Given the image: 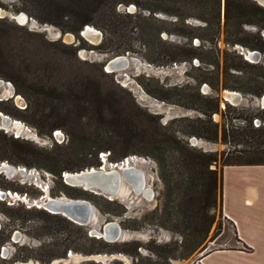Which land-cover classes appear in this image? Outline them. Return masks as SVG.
I'll return each instance as SVG.
<instances>
[{"label": "rangeland", "instance_id": "rangeland-1", "mask_svg": "<svg viewBox=\"0 0 264 264\" xmlns=\"http://www.w3.org/2000/svg\"><path fill=\"white\" fill-rule=\"evenodd\" d=\"M40 1H55L59 6L69 3V0H0V17H7L19 25L10 26L8 43L9 48H16L12 51L13 60L21 75L11 67L7 69L11 70L12 77L23 90L36 93L34 97L21 94L11 81L0 78L5 82L0 84V111L25 125V129L20 130L17 127L6 128L0 123V130L24 141L26 153L22 158L31 165H15L6 160L4 162L13 166H25L26 175L17 173L9 177L0 173V264H51L57 260L55 264H202L203 256L215 249L241 246L234 222L222 211L220 185L216 207L205 213L207 230H204L201 215L192 214L196 208L188 199L193 188L186 180L189 176L187 170L178 171V177L185 182H180L169 196L160 178L157 161L147 155L153 134L174 133L177 141L168 143V149L174 148L175 154V149H181L183 145L191 148L189 154H211L216 158L214 166L218 169L220 184L226 161L236 156L246 159L247 153L257 146L264 149V138L251 132L254 128L264 127V105L261 102L264 94L254 96L248 92L246 83L253 72L262 75L260 65L263 61L256 62L253 57L244 55L259 50L225 42V0H222L219 39L212 42L194 38V46L204 45L200 49L203 61L195 58L191 62L157 65L149 63L139 53H130L142 64L131 61L127 68L107 75L102 73L100 64L106 71L105 64L113 55L100 49L82 48L76 58L69 47L62 45V42L69 45L73 41L68 35L74 33L65 31L69 29L68 17L49 14L38 4ZM131 6H121L120 9L135 12L137 7L131 9ZM22 15L25 16L24 21L19 19ZM158 16L167 17L164 14ZM187 21L203 24L198 19ZM259 31L254 24H245L238 38L246 44L252 43ZM260 33L264 37V29ZM200 34L207 37L201 30ZM162 35L169 41H188L176 34ZM134 45L141 50L139 39ZM227 54L228 62L243 66L244 73L233 69L224 77ZM214 55L219 58L218 70H214L209 62L215 60ZM237 55H242L247 63H241ZM218 76L216 86L219 89L216 91L209 81L216 84ZM205 78L209 81L198 87V81ZM225 90L240 93V101H225ZM198 91L210 98L198 97ZM216 101L219 106L217 112L211 116L203 113V108H210ZM30 103L32 109L27 108ZM100 107L104 114L99 113ZM35 112L39 116L41 112L51 115L50 122H56L60 127L52 135L48 134L50 124L40 120L34 123ZM166 123L171 126L170 130L161 129L160 124ZM123 135L130 137L120 138L118 145L133 152L125 161L130 159L133 166L138 165L136 167L145 176V187L151 190L152 195L137 194L131 185L124 182L114 200L127 212L123 216H113L102 211L107 208L116 210L104 201L103 198L108 197L101 194L92 197L88 194L95 193L67 185L64 178L52 170L72 166H84L83 169L95 167L85 166L96 161L94 151L114 143L118 136ZM241 150L242 153L239 152ZM109 152L98 153V159L106 167L111 164ZM70 195L87 199L95 206L89 224L76 223L43 206L45 196L74 198ZM123 220H126V227L121 225ZM110 221L118 222L123 232L114 242L102 237L110 244L105 246L96 240H100L98 231H102L104 224ZM200 227L202 232L198 230ZM85 234L96 240L85 238ZM112 247L123 252H96ZM136 248L140 256L135 257ZM89 249L95 252L89 253ZM92 255L107 257L87 258Z\"/></svg>", "mask_w": 264, "mask_h": 264}, {"label": "trees", "instance_id": "trees-1", "mask_svg": "<svg viewBox=\"0 0 264 264\" xmlns=\"http://www.w3.org/2000/svg\"><path fill=\"white\" fill-rule=\"evenodd\" d=\"M40 2L38 4L43 6L49 14L56 15L60 18L68 17L69 29L65 31L73 32L76 35L77 44L71 43L67 45L62 42V45L69 47L76 58L78 57L77 54L80 49L88 48L100 49L102 52L110 53L113 56L126 53H139L149 63L157 65H171L184 61L191 62L195 58H201L200 49L204 46L203 44L194 46V38H201L202 40L208 39V41L211 40L213 42L215 38L219 39L222 29V0H69V3L60 6L56 4L55 1ZM133 4L137 7L135 12L127 10L122 11L120 9L121 6L129 7ZM158 14H164L167 17L162 18L158 16ZM191 18L198 19L203 22V24L196 25L188 22L187 20ZM46 21L52 22V20ZM245 24H254L260 30L254 35L252 43L246 44L241 38H238ZM11 25L19 27V25L9 20V18L0 17V78L11 81L17 92L34 97L36 93H33L31 90H23L16 78L12 77L11 70L7 69L11 67L16 73L21 75L19 73V66L15 67L13 60L14 54L12 51L16 50V48H9L8 39L11 38ZM86 25L96 26L102 31L103 39L99 45L95 46L89 44L87 40L82 37L81 31ZM223 28L225 42L227 44H242L252 49L259 50V52L264 55V37L260 33L261 30L264 29V6L259 4L256 0H225ZM200 30L207 36L206 38L201 36ZM163 33L180 35L186 37L188 41H169V38L163 37ZM138 39L141 41V50H137L134 45V42ZM143 49L145 52H142ZM227 56L228 54L226 55L224 63V77L233 69L244 73L243 66L230 64ZM237 56L240 58L241 63H247L242 55ZM213 58L215 60L212 59L209 62L215 68L214 70H218L219 58L215 55ZM100 67L102 73L106 75L110 73L104 70L103 64H100ZM252 67L254 68L255 66ZM260 69L263 71L261 76L253 72L246 81L248 92L257 97H261L264 94V64L260 65ZM215 72L217 71H213L212 73ZM208 81L207 78L200 79L198 81V87H200L203 82ZM216 81V84H211L210 81L209 83L213 89L217 91L219 88L216 85H218L219 76ZM224 84L225 87H228L226 82H224ZM234 88L241 90L239 87ZM198 97L210 98L209 96H203L199 91ZM218 107V102L216 101L210 108H203V113H207L211 116V113L218 111ZM27 108L32 109V103H30ZM99 113L104 114V109L100 107ZM34 120V123H38L37 121L40 120L45 122V124L46 122L50 124L48 132L50 135H52L56 128L60 127L58 123L50 122L52 121V116L47 113L41 112V116H39L38 112H35ZM160 127L164 130H170L171 128L168 123L165 125L160 124ZM251 132L254 135L257 134L262 139L264 138V127L260 126L254 128ZM215 134L217 135V131H215ZM112 137L114 138V136ZM118 137L119 138L116 137L117 139L114 143L108 146L98 147L94 151L96 161L85 166H101L102 162L98 159V153L102 151H110L109 160L113 163L122 162L126 157L132 154L133 152L129 149L118 145L119 142H121L120 138H128L130 136L123 135ZM171 141L174 143L177 141L174 133L168 135L167 132H158L156 135L153 134L152 139L149 141V147L151 149L150 152H148L149 154L147 152L134 153H147V155L153 157L157 161L160 167V178L163 182L165 192L169 194V196L179 187L178 185L180 182H185L183 178L178 177V171H180V169L187 170L189 176H187L186 180L191 183L190 187L193 188L188 199H190L194 204V208H196L195 212L194 209L192 210V214L195 216L201 215L202 227L204 225V230H207V227L205 228V213H207L210 208L216 207L219 185L221 188L223 185L222 177L219 184L218 169L214 166L216 164V158L211 154L201 152L189 154L188 152H191V148L183 145L181 149H175V154H173L174 148L168 149V143ZM262 145H264V139L262 140ZM239 152L242 153V150ZM25 153L24 141H21L20 138H15L13 135H8V132H5L3 129L0 130V161L7 160L15 165L31 166L22 158ZM246 157V159H243L242 156H236L233 160L226 161L224 165L264 164V149L261 146L254 147L247 153ZM83 168L84 166L79 168L72 166L71 168L52 170V172L61 176L63 179L62 175L64 172H67L66 170L70 169L77 172L76 170L80 171ZM88 195L97 197L95 196L96 194L92 193ZM70 196L80 198V196ZM103 199L109 207H116V210L111 208L102 210L103 213L112 214L113 216H123L126 214V208L116 200ZM69 223L73 225L71 221H69ZM121 225L126 227V220L121 221ZM198 230L202 232L203 228L200 227ZM236 234L238 235L237 228ZM85 236V238L89 240H96L90 238L87 234H85ZM99 239L100 240L96 241L100 244L105 246L110 245L109 242L103 240L102 237ZM89 250V253L95 252L93 249ZM103 251L123 252V250L113 247L109 248V250L100 249L96 252ZM134 255L135 257L140 256L139 252H137V248Z\"/></svg>", "mask_w": 264, "mask_h": 264}, {"label": "water", "instance_id": "water-1", "mask_svg": "<svg viewBox=\"0 0 264 264\" xmlns=\"http://www.w3.org/2000/svg\"><path fill=\"white\" fill-rule=\"evenodd\" d=\"M261 5L264 6V3L261 0H256ZM135 8L134 5L131 6V9ZM25 16L22 15L19 17L21 21H24ZM89 26L86 25L84 29L81 31L82 37H84L87 41H90L92 44L101 43L103 39V33L98 30V35L92 36L89 34H85L84 32L89 33L91 30ZM93 27V26H92ZM94 29V28H93ZM71 36V37H70ZM89 36V37H88ZM69 40H73L71 43H77V38L74 34L69 35ZM248 56L253 57L256 62L263 61L264 56L259 51L248 52ZM247 56V54L244 53ZM131 61L135 62L138 65H141L142 62L139 58L132 57L130 53L116 55L109 58L105 64L106 71L110 73L117 72L118 70H123L127 68ZM4 80L0 79V84L2 85ZM11 90L14 89L11 83H7ZM234 92L231 90H225L223 93V97L225 101H233L238 103L241 99V94L238 93L239 98H234ZM261 102H264V95L262 96ZM264 105V104H263ZM13 119L9 115H4L3 112L0 111V123L6 127L15 128V124L17 121ZM20 122V121H19ZM23 129V128H22ZM20 129V130H22ZM115 164V165H114ZM122 162H111L110 167H106V165H101L99 167H90L80 170V172H75V174H67L63 173V178L65 183L74 187H82L83 189L93 192L95 194H101L108 197L110 200L116 199V196L120 193L122 186L125 183L132 186L133 190L137 194H144L147 197H151L152 193L150 189L146 191L148 194L143 193L141 190V186L145 187V176L144 173L138 169L137 167L124 166ZM27 168L25 166H13L8 162L2 161L0 163V173H5L9 177L15 176V174L26 175ZM69 172V171H67ZM138 180L139 186L134 185L133 179ZM68 198V197H66ZM43 206L49 209L50 212L54 214H62L66 216L71 221H74L79 224H89L94 216L95 206L91 201L87 199H61L55 198L51 196H45V201L43 202ZM123 229L118 222L110 221L104 224L102 231H98L99 237L105 238L107 241L114 242L117 241L122 235ZM105 259L107 256H88L87 258H99ZM57 261H54L51 264H55Z\"/></svg>", "mask_w": 264, "mask_h": 264}, {"label": "crops", "instance_id": "crops-1", "mask_svg": "<svg viewBox=\"0 0 264 264\" xmlns=\"http://www.w3.org/2000/svg\"><path fill=\"white\" fill-rule=\"evenodd\" d=\"M222 184V211L241 246L215 249L201 263L264 264V164L225 165Z\"/></svg>", "mask_w": 264, "mask_h": 264}, {"label": "bare ground", "instance_id": "bare-ground-1", "mask_svg": "<svg viewBox=\"0 0 264 264\" xmlns=\"http://www.w3.org/2000/svg\"><path fill=\"white\" fill-rule=\"evenodd\" d=\"M263 3H264V0H261ZM24 18V17H23ZM94 27H92V26H89V29L91 30L89 33H87V32H84L85 34H89V35H91L92 34V36H96V35H98V30L96 29V28H94ZM69 35H71V34H69ZM69 35H68V38H69ZM71 37V36H70ZM89 37V36H88ZM251 53V52H250ZM232 92H234V94H236V95H234V98H236V96H237V98H239V95H238V92H236V91H232ZM263 104H264V102H263ZM4 115H6V114H4ZM14 119V118H13ZM15 121H17L16 122V124H15V126L18 128V129H22V128H24L25 127V125H24V123L21 121V120H18V119H16ZM20 121V122H19ZM25 129V128H24ZM135 162V161H134ZM133 162H132V160H128V161H125L124 162V166H127V164H128V166H129V168H131V166H133V164H132ZM137 164V163H136ZM115 165V164H114ZM136 166H138V165H136ZM136 166H134V167H136ZM90 168V167H89ZM77 172H80V171H77ZM65 173H67V174H69V176H70V174H75V172H65ZM133 182H134V185L136 186V185H138L139 186V182H138V180H136L135 178L133 179ZM141 190L143 191V193H145V194H148V192L146 191L147 189H145V187H144V185H142L141 186ZM57 198H61V199H69V197L68 198H66V196H64V197H57ZM104 257V256H103ZM31 264H34L33 262L31 263Z\"/></svg>", "mask_w": 264, "mask_h": 264}, {"label": "flooded vegetation", "instance_id": "flooded-vegetation-1", "mask_svg": "<svg viewBox=\"0 0 264 264\" xmlns=\"http://www.w3.org/2000/svg\"><path fill=\"white\" fill-rule=\"evenodd\" d=\"M247 55H248V53H247ZM263 55V54H262ZM264 56V55H263ZM264 64V63H263ZM128 165V164H127ZM145 189H146V187H145Z\"/></svg>", "mask_w": 264, "mask_h": 264}, {"label": "built area", "instance_id": "built-area-1", "mask_svg": "<svg viewBox=\"0 0 264 264\" xmlns=\"http://www.w3.org/2000/svg\"><path fill=\"white\" fill-rule=\"evenodd\" d=\"M129 159H127L126 161H128ZM125 161H123V163H124Z\"/></svg>", "mask_w": 264, "mask_h": 264}, {"label": "clouds", "instance_id": "clouds-1", "mask_svg": "<svg viewBox=\"0 0 264 264\" xmlns=\"http://www.w3.org/2000/svg\"><path fill=\"white\" fill-rule=\"evenodd\" d=\"M125 161V160H124Z\"/></svg>", "mask_w": 264, "mask_h": 264}]
</instances>
